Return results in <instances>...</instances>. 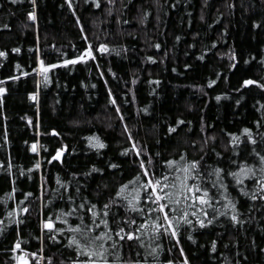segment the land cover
Instances as JSON below:
<instances>
[{"label":"trees","instance_id":"obj_1","mask_svg":"<svg viewBox=\"0 0 264 264\" xmlns=\"http://www.w3.org/2000/svg\"><path fill=\"white\" fill-rule=\"evenodd\" d=\"M89 45L95 59L62 64ZM0 51L7 53L0 57V264H18L21 255L29 264L90 259L70 239L90 243L71 228L93 226V204L95 222L109 223L92 235L112 236L105 247L113 264H183L185 257L189 264H264V192L257 190L264 173L256 155L264 156V0H0ZM41 59L58 65L47 81L33 71ZM98 142L105 147H92ZM182 155L201 162L194 182L214 199L200 216L205 227L191 215L198 204L171 206L194 222L178 226L177 242L152 231L158 214L143 193L134 201L143 211H131L116 192L128 184L124 196L132 200L148 178L144 169L173 182L166 162ZM244 165L256 175L237 184L228 173ZM215 168L224 170L226 193L211 187ZM225 194L239 222L224 207ZM49 217L52 231L44 227ZM137 229L138 240L119 239ZM18 239L23 251H13Z\"/></svg>","mask_w":264,"mask_h":264},{"label":"snow or ice","instance_id":"obj_2","mask_svg":"<svg viewBox=\"0 0 264 264\" xmlns=\"http://www.w3.org/2000/svg\"><path fill=\"white\" fill-rule=\"evenodd\" d=\"M15 2V0H14ZM36 0H32L33 5H35ZM69 6H71V0H68ZM97 6L98 2H97ZM29 18L32 20L36 19L35 13L30 12ZM156 47H159V45H156ZM14 52H19L20 49L16 48L13 49ZM100 51H107L106 45H100ZM7 53L4 51H0V57L6 56ZM88 59H95V54L92 50V46L89 45L84 51L75 59L69 60L65 59L62 61V64L64 66L68 64H75L78 61H87ZM149 59H152L149 57ZM57 64H45L44 60H39L38 68L33 69L34 72H39L40 75L43 76L44 80H48V73L51 69L56 68ZM17 68H20V65H17ZM23 75H28L27 72L22 73ZM9 79H19V77H9ZM211 83H215V81H212ZM257 83L256 81L252 80H245V85H250ZM261 88H264V84L259 85ZM6 89L0 88V94L4 93ZM31 98L33 100L37 99L36 94H32ZM217 99L219 100L220 97L218 96ZM113 104H115V100L112 101ZM118 110V109H117ZM179 123H183V121H180ZM169 131H175L173 128H169ZM245 133H248V138H251V130L245 128ZM58 135V133H57ZM91 142V141H90ZM239 142V137H233V143ZM252 143L255 144L256 141L252 140ZM92 147L96 148H103L105 145L103 143H96L92 144ZM133 147L135 148V144H133ZM32 151H37V144L32 145ZM63 149H58L56 151V155L52 157L53 160L58 159L62 154ZM127 152V150H125ZM137 155H140L139 150H137ZM256 155L259 157V159L262 162V166L260 168L261 173H264V156H261L260 153H256ZM170 169H172V173L175 175V180L171 183H168V176H160V177H150L148 175V170L144 169V176L148 177L146 180L141 182L140 188L135 190V196L132 200H129L127 196H124V191L128 188V184L121 185L120 190L116 192L117 197H123L124 200L127 201L128 205L130 206L131 211H143L142 208H139L138 205L134 201H139L141 199V193H143V197L147 199L148 201H151L153 205H155V208H149V212H156L157 218L153 221V224L155 227L152 229L153 232H155L157 235L160 234L161 229L165 233H170L171 236L176 237L177 242H179V236H178V226L181 224L194 226V222L192 219L189 218V212L185 210L181 215L176 216L175 213L177 209L175 207H171L173 205H180L182 200L185 201L186 208H194L197 206V204L200 206V213L192 212L191 215L196 217V220L199 223L200 227H205V219H201L200 216L203 215L204 217L208 216V212L206 211L207 207H213L211 201L214 199L210 195V190L208 187L196 183L194 181H199L202 178V174L200 173L199 169L201 167V162L199 160H187L186 156H181L180 160H169L166 162ZM36 167L39 168V163L36 164ZM112 167H116V165H112ZM141 168H144V162L141 161ZM214 174L218 178L216 183L212 184V188H216L217 185L220 189H224V192H227L226 184L223 183V177L221 176V173L224 172L221 168H215ZM228 175L235 178L237 184H242L243 178L248 176H255V170L247 165L240 166L239 170L236 172H229ZM154 176V174H153ZM193 181V182H189ZM129 184L134 183V181H129ZM178 189V190H177ZM258 191L264 192V175H261L259 178V188ZM240 191L243 193V195L248 196L251 195V198L253 200L257 199L256 195L251 194L249 192H245L243 187H241ZM30 195V194H29ZM224 200L227 201V203L224 205V207L231 208L232 212L234 213L231 215V219L234 222H239L238 219V210L236 207V203L229 199L228 196L224 195ZM166 201V202H165ZM191 203H187V202ZM81 208L84 207L83 204L80 205ZM104 216L108 215L107 209L109 208L108 204H105L104 206ZM96 205H92L89 211H91L93 219V226H86L85 228H81V225H76L74 228H71V231L73 233H81L84 235L88 240H90V243H82L80 239L76 237V235H73L70 239V246L76 245L77 250L80 251L81 249L83 252L90 257V259L85 261H72L71 264H113V262H110L107 258V248L105 247L106 243L110 240H112V236L108 235L107 232L101 231L99 235H92L96 229H99L101 225L108 227V220L107 219H100L99 223L95 222V218L98 216V213L96 211H92V209H95ZM23 211H28V209H23ZM215 211V209H214ZM169 212H172L173 215H169ZM223 215H226L225 213H220ZM11 215V213L9 214ZM65 215H71V213H65ZM57 219L60 217L57 216ZM163 219L165 223H159L158 221L160 219ZM215 219V216H213L211 219H207V224L210 225L213 223V220ZM64 223H67V220L64 221ZM129 223L135 224L136 221L132 220ZM44 227L48 229L49 231H52L54 229V223L49 217V219L45 222ZM143 227V225L141 226ZM56 232H62L63 229H55ZM111 231V229H109ZM124 228L119 229V233H124ZM139 232V229H137L135 232L129 231L125 233L122 236H119L120 240H134L139 239V236L137 233ZM117 233V235H119ZM53 237H50V239ZM191 239V237H189ZM118 241H114L109 247H116ZM216 245L215 242L212 244V250L215 251ZM21 249V241L18 239L15 243V248ZM21 251H23L21 249ZM181 252H183V248L180 249ZM31 256H36V253H31ZM18 264H29V260L26 255H21L17 257ZM135 264H139V261L135 262ZM168 264H173L172 261H168ZM183 264H189L187 257H185Z\"/></svg>","mask_w":264,"mask_h":264}]
</instances>
